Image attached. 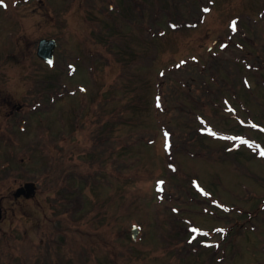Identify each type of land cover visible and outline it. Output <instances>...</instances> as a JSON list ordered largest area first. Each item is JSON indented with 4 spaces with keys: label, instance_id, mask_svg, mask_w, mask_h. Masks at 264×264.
Instances as JSON below:
<instances>
[{
    "label": "rangeland",
    "instance_id": "obj_1",
    "mask_svg": "<svg viewBox=\"0 0 264 264\" xmlns=\"http://www.w3.org/2000/svg\"><path fill=\"white\" fill-rule=\"evenodd\" d=\"M5 4L21 22L0 10V264H39L49 242L41 264H224L192 251L190 221L231 225L225 264H264V0ZM42 37L59 40L52 66L36 54ZM225 95L244 122L216 106ZM14 106L25 122L7 117ZM30 178L37 196L14 199ZM76 193L84 208L70 216Z\"/></svg>",
    "mask_w": 264,
    "mask_h": 264
},
{
    "label": "water",
    "instance_id": "obj_2",
    "mask_svg": "<svg viewBox=\"0 0 264 264\" xmlns=\"http://www.w3.org/2000/svg\"><path fill=\"white\" fill-rule=\"evenodd\" d=\"M55 45L56 43L54 40H50V41L43 40L39 46V50H38L39 56L44 59L52 60L53 50H54ZM35 189H36V185L34 182H27L25 186L19 188L15 192V196L19 197L20 195L25 194L26 197H30L32 194L35 193ZM1 219H2V209L0 207V220Z\"/></svg>",
    "mask_w": 264,
    "mask_h": 264
},
{
    "label": "flooded vegetation",
    "instance_id": "obj_3",
    "mask_svg": "<svg viewBox=\"0 0 264 264\" xmlns=\"http://www.w3.org/2000/svg\"><path fill=\"white\" fill-rule=\"evenodd\" d=\"M12 12V11H11ZM31 12V11H30ZM10 16H12V18L11 19H9V21H8V23H10V27L11 28H13V27H16L17 26V23L18 22H21V20H19V19H21V17H20V15H10ZM9 15H4V17L5 18H8V17H10ZM17 16L18 17H20L19 19H17ZM29 17H30V15H28ZM18 20V21H16V22H14L15 20ZM42 38H45V37H42ZM41 38V39H42ZM48 38H51V37H48ZM55 38V37H54ZM40 39V40H41ZM39 40H38V44H39ZM27 53L26 52H24V53H26V54H24L23 53V55L24 56H26L27 57V55H31V39H29V41H28V44H27ZM12 54H14L13 56L14 57H16L17 56V53L16 52H11L10 53V56L12 55ZM13 57V58H14ZM21 57H23V56H21ZM55 57H56V53H55ZM15 107V106H14ZM21 108L22 107H15L13 110H12V112L11 113H9V115L7 116V117H9V118H13V119H19V117H20V114H21ZM20 119H21V117H20ZM21 121L22 122H24L25 121V119H21ZM220 245H221V248H220V252H222V250H223V247H222V242L220 243ZM210 247H212V245H210ZM214 250L215 251H217V248H214Z\"/></svg>",
    "mask_w": 264,
    "mask_h": 264
},
{
    "label": "snow or ice",
    "instance_id": "obj_4",
    "mask_svg": "<svg viewBox=\"0 0 264 264\" xmlns=\"http://www.w3.org/2000/svg\"><path fill=\"white\" fill-rule=\"evenodd\" d=\"M0 2H2V0H0ZM261 155H264V152H261ZM162 183V182H161ZM222 231V230H221Z\"/></svg>",
    "mask_w": 264,
    "mask_h": 264
}]
</instances>
